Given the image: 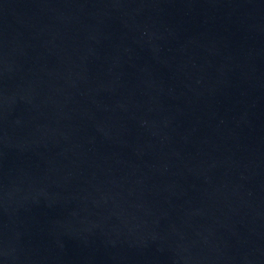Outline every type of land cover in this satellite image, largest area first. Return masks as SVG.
<instances>
[{"label":"water","instance_id":"95a60500","mask_svg":"<svg viewBox=\"0 0 264 264\" xmlns=\"http://www.w3.org/2000/svg\"><path fill=\"white\" fill-rule=\"evenodd\" d=\"M0 264H264V0H0Z\"/></svg>","mask_w":264,"mask_h":264}]
</instances>
